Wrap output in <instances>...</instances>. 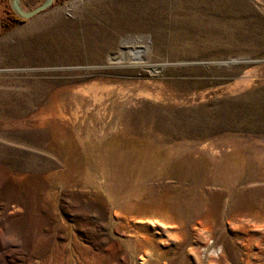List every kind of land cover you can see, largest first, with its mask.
I'll return each mask as SVG.
<instances>
[{
	"label": "rangeland",
	"instance_id": "1",
	"mask_svg": "<svg viewBox=\"0 0 264 264\" xmlns=\"http://www.w3.org/2000/svg\"><path fill=\"white\" fill-rule=\"evenodd\" d=\"M9 2L0 264H264V0Z\"/></svg>",
	"mask_w": 264,
	"mask_h": 264
},
{
	"label": "bare ground",
	"instance_id": "2",
	"mask_svg": "<svg viewBox=\"0 0 264 264\" xmlns=\"http://www.w3.org/2000/svg\"><path fill=\"white\" fill-rule=\"evenodd\" d=\"M25 11H28L29 9H27V8H25V7H22ZM245 84L247 85L248 84V82H245ZM107 88H109L108 86H98V85H96V84H94V85H90V87H88V88H84V89H81V90H79V91H81V93L83 94V95H89L90 93L92 94V98L96 101V100H99L101 97H98V95L95 93L96 92V90H104V89H107ZM150 96V94H146V97H149ZM233 217V216H232ZM125 218H126V220H128V217H126L125 216ZM137 219V218H136ZM232 219V218H231ZM230 219V220H231ZM139 221H141V220H139ZM152 222V221H151ZM179 224V223H178ZM193 226H194V229L197 231V232H202V231H206V232H208L209 231V229L207 228V226H202V222H194L193 224H192ZM130 234V233H129ZM142 235V234H141ZM145 236V235H144ZM210 239H212L213 237H212V235H211V232H210ZM139 238H141L140 239V241H139V239L137 240L138 242H141V244H143V246H145V242L147 241V239H146V237H139ZM149 239V238H148ZM251 240V238H248V241H250ZM135 241H136V239H135ZM144 241V242H143ZM148 241H150V240H148ZM137 242V243H138ZM147 244H148V242H147ZM147 244H146V247H147ZM149 245H150V243H149ZM249 246L251 245V243H249L248 244ZM213 248V247H212ZM210 249V248H209ZM40 263H42V262H40ZM89 263V262H88ZM87 263V264H88ZM90 264V263H89Z\"/></svg>",
	"mask_w": 264,
	"mask_h": 264
},
{
	"label": "water",
	"instance_id": "3",
	"mask_svg": "<svg viewBox=\"0 0 264 264\" xmlns=\"http://www.w3.org/2000/svg\"><path fill=\"white\" fill-rule=\"evenodd\" d=\"M53 2L54 0H44L43 3H41L39 6H36L35 8L28 11H25L22 8L20 0H10L9 4L10 9L17 17L23 20H27L47 10Z\"/></svg>",
	"mask_w": 264,
	"mask_h": 264
},
{
	"label": "trees",
	"instance_id": "4",
	"mask_svg": "<svg viewBox=\"0 0 264 264\" xmlns=\"http://www.w3.org/2000/svg\"><path fill=\"white\" fill-rule=\"evenodd\" d=\"M22 22V19H20L19 17H17L12 10L10 9L9 11V17H8V22L4 23V26L6 29H9L10 27H12L15 23H20Z\"/></svg>",
	"mask_w": 264,
	"mask_h": 264
}]
</instances>
